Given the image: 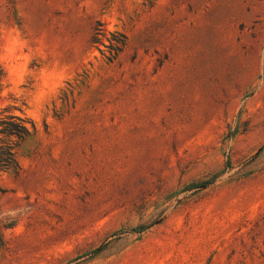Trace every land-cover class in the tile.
I'll return each instance as SVG.
<instances>
[{
    "label": "rangeland",
    "instance_id": "374dc122",
    "mask_svg": "<svg viewBox=\"0 0 264 264\" xmlns=\"http://www.w3.org/2000/svg\"><path fill=\"white\" fill-rule=\"evenodd\" d=\"M10 116L0 264H264V0H0Z\"/></svg>",
    "mask_w": 264,
    "mask_h": 264
},
{
    "label": "trees",
    "instance_id": "16d2710c",
    "mask_svg": "<svg viewBox=\"0 0 264 264\" xmlns=\"http://www.w3.org/2000/svg\"><path fill=\"white\" fill-rule=\"evenodd\" d=\"M121 50L124 41L116 42ZM28 122L24 118L14 116L0 118V171H19V165L15 156V146L30 134ZM33 127V125H31Z\"/></svg>",
    "mask_w": 264,
    "mask_h": 264
}]
</instances>
